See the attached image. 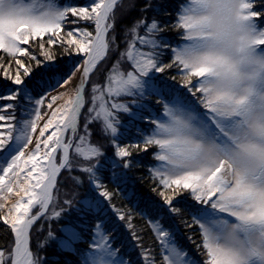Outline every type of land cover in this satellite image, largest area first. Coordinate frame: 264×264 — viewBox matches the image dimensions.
Returning a JSON list of instances; mask_svg holds the SVG:
<instances>
[{"label": "snow or ice", "instance_id": "6c2138e0", "mask_svg": "<svg viewBox=\"0 0 264 264\" xmlns=\"http://www.w3.org/2000/svg\"><path fill=\"white\" fill-rule=\"evenodd\" d=\"M120 3L0 0V79L13 85L0 94V222L14 234L11 250L0 249V264L46 259L33 251L31 230L41 218L58 220L65 212L57 210L54 192L61 174L74 171L87 174L98 192L82 201L96 216L80 264H134L114 247L107 218L109 210L119 221L127 216L125 227L131 229L132 214L111 204L113 193L102 180L106 172L122 179L116 169L126 172L139 164L134 154L152 148L158 163L149 171L159 196L169 215H178L181 209L173 202L181 203L177 198L188 193L194 203L185 200L184 206L193 213L201 236L196 247L206 258L182 250L175 228L169 231L153 218L149 224L160 252L157 258L141 247L139 264H264V0H185L173 25L183 43L171 47L160 35V22L142 18L134 22L123 50L115 30ZM151 7L146 3L142 11ZM81 21L91 22L94 31L64 32L66 24ZM57 45L80 57L67 72L54 63ZM33 46L38 51L30 50ZM164 51L171 53L168 63L161 58ZM110 54L115 59L103 83L94 82ZM174 67L182 75L179 87L160 75ZM34 71L44 73L38 83L45 91L38 96L25 80ZM77 73L79 82L70 87ZM59 88L64 91H48ZM148 96L159 99L150 107L141 102ZM17 108L30 118L17 120ZM95 124L106 144L91 141ZM70 179L83 183L77 176ZM64 203L71 207L73 200ZM61 231L66 236L58 240L61 249L75 253L81 233L71 224ZM49 240H57L52 231L37 247Z\"/></svg>", "mask_w": 264, "mask_h": 264}, {"label": "trees", "instance_id": "16d2710c", "mask_svg": "<svg viewBox=\"0 0 264 264\" xmlns=\"http://www.w3.org/2000/svg\"><path fill=\"white\" fill-rule=\"evenodd\" d=\"M61 2H63V0H61ZM88 2L89 0H75V3L79 6H84ZM184 2L185 0H129L125 2L123 7L119 6L118 10L115 12V30L118 42H120V49L123 50L126 47L124 43L125 40L132 39L131 29L134 22L142 18H147L149 21L153 18L158 20L161 27L164 29L160 35L167 39L171 47H175L178 43H183L181 36L178 35L181 30L173 27V25L176 23V16L179 10L178 5ZM146 3L152 5L147 12L142 11ZM132 5H135V7H132ZM125 8L126 10H124ZM74 27L87 28L89 31H94V26L91 22L81 21L78 25L66 24L64 32ZM138 31L140 34H144L145 30L144 28H140ZM45 39H47V37H45ZM30 50L38 51L35 49V46ZM52 51L56 56V61L54 63L65 72L71 69L80 59L75 53L68 56L59 45L53 46ZM110 56L111 58L106 62H102L100 71L97 74L102 78V82L104 81V74L111 67L115 59V56L111 54ZM161 58L164 63H168L171 59V53L164 51ZM8 60L9 57L4 55L3 62L6 64ZM29 63V60L25 58V64ZM127 67L128 65L125 64L124 68L127 69ZM43 74L42 71H34L31 80L25 78L29 87L36 90L34 96H38L39 93L45 91V88L41 87L38 83ZM21 75L23 76V71H21ZM160 75L172 86L179 87L181 85L182 75L175 67L166 70L165 73ZM173 76L176 77L174 81L170 79ZM11 87H13L11 81L0 79V94H6L5 89ZM49 90L50 89H48V91ZM158 99L159 97L157 96H148L141 102L149 104L151 107ZM20 103L27 104L24 100H20ZM28 107H30V105ZM15 111L17 120L30 118L27 112L22 114L20 108H17ZM120 118L122 121L127 119L124 114H121ZM100 139L105 144L107 143L106 138L100 136ZM107 150L110 151V149ZM154 151L155 149L152 148L147 153H141L139 155L134 154V159L135 161H139V164H134V166L126 172L123 169H116L118 176L122 174V179H111L110 172H106L104 174L105 178L102 180L107 190L113 193L111 204L125 213L131 212L132 214L133 219L131 223L133 227L131 229L125 227L128 222L127 216L124 221H119L116 219L113 212L109 210L107 212V218L109 220V227L112 229L110 235L117 236L120 240L114 244L115 247L121 242L120 246H124L122 252H126V257L134 261V264H139L138 254L141 247L151 249L153 254L158 258L160 246L149 224V221L153 218L159 219L164 227H172L175 222L182 233V235L179 236V241L182 245L191 251L197 250L203 252L202 248L198 250L196 247L201 242V236L199 228L192 223L193 213L184 206L185 200L189 203L192 201L188 193L185 198H183V196L178 197L181 203L177 204L176 201L173 202L174 206L181 209L178 215H169L167 206L159 196L161 189L157 186V181L152 178L149 171L150 166L158 163L153 159L152 153ZM74 173L81 175L80 171H74ZM70 176H73V172H63L61 174L57 183L58 192L55 193L58 196L57 210H59L60 207L65 208L62 205L65 191L72 186H76L79 191L78 194L75 195V197L67 195V198L73 200L72 206H68L58 220L48 219L47 217L41 218L32 229L31 247L34 252H38L41 257L46 258L42 261L43 264H80L82 258L81 253L89 248L91 229L96 213L90 210L82 201L90 200L93 195H98V192L90 185L88 179L85 180L84 177L81 179L83 180L82 185L77 186L75 183L70 184V182H68V177ZM154 188L156 189L155 191H153ZM105 207L107 208V204ZM69 224L75 227L83 237L81 242H77L73 245L76 249L75 253L62 250L58 243V240L66 238L65 233L62 232L61 229L67 227ZM189 224H191V227H188ZM49 231L54 233L57 240H49L43 248H38V244L45 242ZM133 232L136 236L140 237L138 241L133 238ZM189 238H191V240ZM13 243L14 234L10 227L0 222V249H4L6 252L10 251Z\"/></svg>", "mask_w": 264, "mask_h": 264}, {"label": "rangeland", "instance_id": "374dc122", "mask_svg": "<svg viewBox=\"0 0 264 264\" xmlns=\"http://www.w3.org/2000/svg\"><path fill=\"white\" fill-rule=\"evenodd\" d=\"M126 1H129V0H122V3H120V4H118L117 5V7L115 8V10H114V14H115V12L118 10V8H119V6H124L125 5V2ZM124 10H126V8L124 9ZM110 35H111V33H110ZM98 74V73H97ZM95 75L94 77H93V81L94 82H96V83H103L101 80H102V78L100 77V76H98V75ZM61 88H59V89H56V90H49L50 92H51V94L52 95H55V93H56V91H59ZM88 97V92L86 91V98ZM46 118V117H45ZM42 121H40V123H41ZM83 122H84V119H83V116H82V118H81V124H83ZM98 125V126H97ZM19 126V125H18ZM92 127V131H93V136L91 137V141L93 142V143H96V142H101V143H104L103 141H101V139H100V135H99V133H97L98 132V129H99V124H95V125H92L91 126ZM98 128V129H97ZM34 137H35V135H34ZM34 137H33V139H34ZM30 147V146H29ZM73 176H77V177H80V179H82L83 177L85 178V180L87 179V174H84V173H81V175H77V174H75L74 172H73ZM71 177V176H70ZM70 177H68L69 178V181L68 182H70V184H73L74 182H73V180L72 179H70ZM57 187H58V185H57ZM75 190V192H76V195L78 194V189L76 188V186H72V187H70L69 189H67L66 191H65V196H64V198H63V203H62V205L65 207V209H67L68 208V205L67 204H65L64 203V201H66L67 199H69V198H67V195H66V193H68V195H70L71 196V191L72 190ZM82 192V191H81ZM89 193V192H88ZM54 194L56 195V193L54 192ZM187 196V193H184V195H183V198H185ZM73 197V196H72ZM178 199V198H177ZM190 203H194V201H190ZM162 224V223H161ZM34 227V226H33ZM165 228H167L169 231H172L173 230V228H175V232H174V235H175V239H176V242H177V245L182 249V250H186L188 253H189V255L190 256H192L193 258H196V259H205V257H202V256H200V253L202 252V251H197V250H193V251H191V250H189L187 247H185V246H183L182 245V243L179 241V236L180 235H182V233H181V231L179 230V228H178V226L175 224V222H174V224H173V226L172 227H165ZM33 229V228H32ZM31 233H32V230H31ZM112 234V233H111ZM114 236V235H113ZM115 237V241H114V244H116V242H118V241H120L119 240V238L117 237V236H114ZM119 245L118 246H120V244H121V242H119L118 243ZM117 246V247H118ZM114 247H115V245H114ZM123 247L124 246H120V247H118L119 249H120V252L121 253H123L122 252V249H123ZM126 259H128L127 257H125ZM43 264V263H42Z\"/></svg>", "mask_w": 264, "mask_h": 264}, {"label": "bare ground", "instance_id": "6f19581e", "mask_svg": "<svg viewBox=\"0 0 264 264\" xmlns=\"http://www.w3.org/2000/svg\"><path fill=\"white\" fill-rule=\"evenodd\" d=\"M79 78H80V74L77 73V75H76V77L74 78V80H73V82H72V85H71L70 87H75V85L79 82ZM59 91H64V89L61 88ZM55 94H56V93H55ZM54 107H55V105H54ZM45 119H47V117H46ZM43 122H44V121L42 120V122H41L40 124L42 125ZM38 132H39V129L37 130V134H38ZM33 141L35 142V137H34ZM31 147H32V145H30V148H31Z\"/></svg>", "mask_w": 264, "mask_h": 264}]
</instances>
